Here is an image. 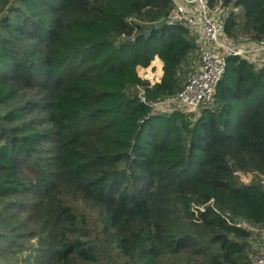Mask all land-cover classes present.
<instances>
[{"label":"trees","instance_id":"trees-1","mask_svg":"<svg viewBox=\"0 0 264 264\" xmlns=\"http://www.w3.org/2000/svg\"><path fill=\"white\" fill-rule=\"evenodd\" d=\"M223 2L229 37L264 40V0ZM172 7L0 0V264H252L264 247V65L230 56L210 102L157 112L201 58Z\"/></svg>","mask_w":264,"mask_h":264},{"label":"built area","instance_id":"built-area-1","mask_svg":"<svg viewBox=\"0 0 264 264\" xmlns=\"http://www.w3.org/2000/svg\"><path fill=\"white\" fill-rule=\"evenodd\" d=\"M172 0L173 7L166 18L169 26L185 25L194 32L205 46L200 63L190 74L187 83L173 98L159 104H178L185 112H196L210 102L226 72L227 58L239 56L264 64V40L233 39L225 31L223 0ZM155 71L144 69V77L150 84ZM156 82V81H155ZM264 234V231H263ZM252 264H264V247L253 255Z\"/></svg>","mask_w":264,"mask_h":264},{"label":"rangeland","instance_id":"rangeland-1","mask_svg":"<svg viewBox=\"0 0 264 264\" xmlns=\"http://www.w3.org/2000/svg\"><path fill=\"white\" fill-rule=\"evenodd\" d=\"M227 15H228V11H227V13H226ZM226 15V16H227ZM199 40V39H198ZM200 41V40H199ZM201 54H202V49H201ZM158 59V58H157ZM157 59H155L154 61H153V63H152V65L154 66V68L152 67V66H150V67H148V68H146V69H148V70H153V71H155L154 73H155V75H156V77L154 76V75H152L151 74V78H150V81L151 82H154L155 83V81H159L160 80V78H161V74L159 73L158 74V72H159V69L161 68V62H159V60H157ZM194 61H196L197 62V59L195 58L194 59ZM200 63V59H199V61H198V64ZM197 64V65H198ZM254 68H256V64H254L253 63V65H252ZM144 68H138V73H139V75L140 76H143L144 77ZM182 110L183 108L182 107H180L178 104H169V103H164V104H159L158 106H156V111L157 112H163V111H167V110H169L170 112H175V111H177L178 112V110ZM180 110V111H181ZM182 111H184V110H182ZM185 112V111H184ZM188 113H190V112H188ZM175 114V113H174ZM179 114V113H178ZM182 113H180V115H181ZM180 115H177V116H180ZM201 115H202V112L200 111V113H199V115H197V117H201ZM192 120H195V117H193L192 116ZM146 131H144V133H142V134H140V136H142L143 135V137H145L146 135H147V133H145ZM193 160H194V162H199L200 160H201V152H200V150H196L194 153H193ZM259 245H254V250L258 247Z\"/></svg>","mask_w":264,"mask_h":264},{"label":"crops","instance_id":"crops-1","mask_svg":"<svg viewBox=\"0 0 264 264\" xmlns=\"http://www.w3.org/2000/svg\"><path fill=\"white\" fill-rule=\"evenodd\" d=\"M211 3H212V5L214 6V5H216V2H213V1H211ZM228 12H229V9L227 10ZM225 16H226V13H225ZM192 32V31H191ZM193 34H195L194 32H192ZM196 35V34H195ZM197 36V35H196ZM199 38H198V36H197V42H198V44L201 46V48H204V46H205V44L202 42V41H199L198 40ZM157 60H159V59H157ZM247 60V59H246ZM249 61H251L252 63H254V64H256L257 66H261V65H264V64H261V63H259V62H257V61H252V60H249ZM159 62H160V60H159ZM199 65V64H198ZM152 67L154 68V66L152 65ZM161 74V76H162V74H163V71H162V63H161V68L159 69V72H158V74Z\"/></svg>","mask_w":264,"mask_h":264},{"label":"water","instance_id":"water-1","mask_svg":"<svg viewBox=\"0 0 264 264\" xmlns=\"http://www.w3.org/2000/svg\"><path fill=\"white\" fill-rule=\"evenodd\" d=\"M241 222L243 223V220H241Z\"/></svg>","mask_w":264,"mask_h":264}]
</instances>
